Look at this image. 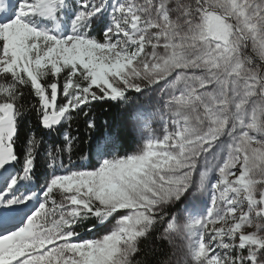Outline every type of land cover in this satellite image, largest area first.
I'll use <instances>...</instances> for the list:
<instances>
[{
  "label": "snow or ice",
  "instance_id": "snow-or-ice-1",
  "mask_svg": "<svg viewBox=\"0 0 264 264\" xmlns=\"http://www.w3.org/2000/svg\"><path fill=\"white\" fill-rule=\"evenodd\" d=\"M158 229L189 242L156 264H264V0H0V264H136Z\"/></svg>",
  "mask_w": 264,
  "mask_h": 264
},
{
  "label": "trees",
  "instance_id": "trees-1",
  "mask_svg": "<svg viewBox=\"0 0 264 264\" xmlns=\"http://www.w3.org/2000/svg\"><path fill=\"white\" fill-rule=\"evenodd\" d=\"M34 102L35 101L31 98V96L28 95L27 89H25L24 103L28 104ZM92 114L96 118L98 127H100L104 125L106 121L111 122L115 120L118 117V109L107 102H100L92 106ZM33 125H34V119L31 115H29L25 123L24 131L21 133L20 147L23 146L22 142H23L24 134ZM71 129L73 130L74 135L79 136V140L76 142V144L72 149V160L74 162H84L80 160V157L86 155L89 152L91 145L96 141V139L100 135V132L103 129L100 128V131L88 132L84 124L83 116H79L74 119V121L71 124ZM77 129L79 130L78 132L75 131ZM39 135L43 136L42 144L44 147L51 145L53 149H55L56 145L58 144H60L61 147L63 146L61 144L60 135L58 133L48 134L42 131L39 133ZM41 171H43L42 168ZM174 213L175 212H170L171 215H173ZM81 231H83V229H81ZM102 232L103 230H101V234ZM159 235H160V230L158 229L148 239L146 240L142 239L140 241L139 246L142 251L141 253H138L136 257H134V261L136 262V264H143L145 260H147L149 264H156L157 261H164L173 257L174 251L170 241L158 239ZM144 252H147L148 255L144 256L143 255Z\"/></svg>",
  "mask_w": 264,
  "mask_h": 264
},
{
  "label": "rangeland",
  "instance_id": "rangeland-1",
  "mask_svg": "<svg viewBox=\"0 0 264 264\" xmlns=\"http://www.w3.org/2000/svg\"><path fill=\"white\" fill-rule=\"evenodd\" d=\"M5 175H7V174H5ZM57 199L59 200L58 196H57ZM199 207H200L199 214L202 215L204 210L207 207V198L206 197L204 198V202L201 203L199 205ZM173 215L176 217L178 223L184 224L187 222V214H184L182 212L177 211ZM168 240L171 243V246L173 248L174 253H177L176 258H181V254L186 249V245L189 242L186 234H173Z\"/></svg>",
  "mask_w": 264,
  "mask_h": 264
}]
</instances>
